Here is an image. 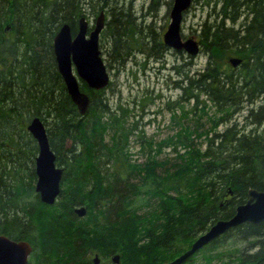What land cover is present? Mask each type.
<instances>
[{"label":"trees","instance_id":"obj_1","mask_svg":"<svg viewBox=\"0 0 264 264\" xmlns=\"http://www.w3.org/2000/svg\"><path fill=\"white\" fill-rule=\"evenodd\" d=\"M192 1L206 10L196 33L205 63L192 74L173 65V84L180 101H192L190 112L201 104L207 126L197 119L194 127L182 123L174 138L145 140L139 160L129 149L138 125H126L129 108L107 104L108 86L81 83L90 102L79 114L52 50L63 23L74 33L81 16L106 8L109 53L123 64L148 29L131 6L0 0V234L32 245L28 264H93L95 253L101 261L118 254L120 264H163L232 216L250 188L264 191V0ZM155 47V58L167 50ZM233 56L241 59L236 67L228 62ZM35 116L63 168L51 205L34 190L38 147L26 126ZM162 147L174 155L158 159ZM79 205L84 216L74 212ZM198 254L201 264H264V221L227 231L182 264H194Z\"/></svg>","mask_w":264,"mask_h":264},{"label":"water","instance_id":"obj_2","mask_svg":"<svg viewBox=\"0 0 264 264\" xmlns=\"http://www.w3.org/2000/svg\"><path fill=\"white\" fill-rule=\"evenodd\" d=\"M191 0H173L169 10V23L163 33V43L172 49L184 51L194 57L200 52L199 41L195 37L182 38L180 29L183 14L189 8ZM104 28V11L101 10L88 31V22L84 16L78 21L75 33L68 23H63L55 34L52 50L67 94L75 104L79 114L83 115L89 105V95L82 91L79 82H84L89 89L99 90L110 81L109 73L101 57L99 35ZM228 62L236 67L241 59L233 56ZM27 132L36 141L38 151L34 160L36 176L34 190L44 204L55 202L59 191L63 168L56 166L55 154L50 148L46 128L41 119L33 117L26 126ZM245 202L235 207L234 213L227 219L216 220L207 230L199 234L182 253L163 264H182L191 255L209 242L244 223L255 224L264 221V191L250 188ZM78 216H84L83 205L74 208ZM31 245L27 240H14L0 234V264H27ZM95 263L98 256H94ZM111 261L119 264L115 254Z\"/></svg>","mask_w":264,"mask_h":264},{"label":"rangeland","instance_id":"obj_3","mask_svg":"<svg viewBox=\"0 0 264 264\" xmlns=\"http://www.w3.org/2000/svg\"><path fill=\"white\" fill-rule=\"evenodd\" d=\"M130 1V2H129ZM170 0H158L157 4L151 6L152 0H121L126 5L130 6L136 11L144 12L151 6L150 12L155 13V24L162 25L164 30L169 23L168 13L171 8ZM154 8V10H153ZM148 11V10H147ZM206 16L205 8L201 7V1H192V6L184 13L180 33L183 38L195 37L199 23ZM150 15L146 20H150ZM88 23H93L94 17L87 18ZM107 36V34H106ZM197 39V38H196ZM110 42L106 39L104 46H102V55L104 60L108 61L110 65L108 72L110 75V83L105 90V99L107 104L114 108L118 103L125 105L131 111L126 119V125H130L133 121H137V130L133 131L129 138L130 152H132L133 159L143 160V153H138L142 146L146 145V141H153L159 143L167 137L175 136L180 126L189 125L194 127L196 120L207 126L205 117L199 116L198 104L194 112L192 109V101H180V89L173 84L178 80L177 73L172 68L173 65H182L183 71H189L192 74L195 69L204 66L205 59L202 54L190 57L185 52H176L168 50L165 53V60H149L146 62L144 54L137 50L134 52V61L126 59L123 64L112 62L109 56ZM146 62V64H145ZM205 100L201 97L200 101ZM140 101L139 103H137ZM178 101V103H176ZM141 102L143 105L141 106ZM171 102L173 108L167 109L166 103ZM183 105L184 109L180 108ZM188 111L185 116L182 115ZM140 137V138H139ZM155 147V145H153ZM170 148L162 147L160 153L156 154L158 159L164 158L166 155L173 156V152H169ZM146 151V150H145ZM144 151V152H145ZM151 154H153L151 152ZM198 254L194 264H201L202 261Z\"/></svg>","mask_w":264,"mask_h":264},{"label":"flooded vegetation","instance_id":"obj_4","mask_svg":"<svg viewBox=\"0 0 264 264\" xmlns=\"http://www.w3.org/2000/svg\"><path fill=\"white\" fill-rule=\"evenodd\" d=\"M101 1H107V0H101ZM108 1H110V0H108ZM172 1L173 0L170 1L171 4H172ZM156 4H157L156 2H154V3L151 2V6L152 5H156ZM130 6H131L130 7L131 10L135 13L136 16H138L139 26H141V27H148V29L146 31H144V33H146V34H144V35L141 34L142 37L143 36L145 37L144 41L141 40V42H142L141 45H139V46H135V45L134 46H131V45H129V48L127 50V53H128V57L127 58L128 59H132L134 61V59H133L134 58V55L133 54H134V52L136 50L138 52H140L141 54H144V55L147 53V51L151 50L150 52L152 53V55H150V57H146L148 53L145 55V58L147 60L146 62H148L149 60H155V61H159V60H163V59L165 60L164 56H165L166 51L171 50L172 48L167 47L163 43V33L165 31L164 28H163V24L158 26L157 24L154 23L155 20H156V18H155L156 14L150 12L151 6H148V8L146 9V11H144L143 13L142 12H139V14H137L136 11L132 8V4H130ZM191 6H192V0H191V4H190L189 8ZM189 8L185 11V13L189 10ZM105 9L106 8L102 9L104 11V28L102 29V31L100 32V35H99V49H100V52H101L100 53L101 54V57H102V59L104 61V64L106 66V69L108 71L109 66H112L113 67V65H110V63L107 60L106 61L104 60V57L102 55V50H101L102 46H104V42H106V39H108L106 37V34H107L108 37L111 35V34H109L108 29L106 27V22H107L108 19L106 18V15H105ZM153 10H154V8H153ZM98 14L95 16V18L98 16ZM149 15L151 17L150 20H146V17L148 18ZM168 17H169V13H168ZM87 18L88 17H85L86 21H87ZM95 18H94V21H95ZM94 21H93V23H94ZM93 23H88V31L92 28ZM140 32H143V31L141 30ZM183 39H185V38H183ZM108 41L110 42V45H111L112 43H111L110 39H108ZM155 44H156V47H155ZM154 47L157 48V49L166 48L167 50L165 51V53L162 54V56L160 58H155L156 53L153 50ZM111 48L112 47H109L108 52H110V49ZM172 50L174 51L175 49H172ZM175 51L177 53L180 52L179 50H175ZM109 56H110V59H111L112 62H115V63L118 62L114 58V56L112 54L109 53ZM146 62H145V64H146ZM90 90H94V89H90ZM86 212H87V209H86ZM31 251H32V245H31ZM95 255L98 256V254L95 253L92 256V262H93V264H116V263H114V262L111 261V258L109 259V261H101V259L99 258V256H98V262L95 263V261H94V256ZM113 255H115V254H113ZM28 258H29V256H28ZM27 264H28V261H27Z\"/></svg>","mask_w":264,"mask_h":264}]
</instances>
